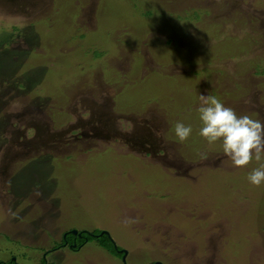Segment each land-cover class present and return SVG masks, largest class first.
<instances>
[{
    "label": "rangeland",
    "instance_id": "rangeland-1",
    "mask_svg": "<svg viewBox=\"0 0 264 264\" xmlns=\"http://www.w3.org/2000/svg\"><path fill=\"white\" fill-rule=\"evenodd\" d=\"M200 94L264 120V0H0V262L264 264V158L199 136Z\"/></svg>",
    "mask_w": 264,
    "mask_h": 264
},
{
    "label": "clouds",
    "instance_id": "clouds-1",
    "mask_svg": "<svg viewBox=\"0 0 264 264\" xmlns=\"http://www.w3.org/2000/svg\"><path fill=\"white\" fill-rule=\"evenodd\" d=\"M199 101L196 109L201 123L198 135L208 144L221 142L223 153L235 167H244L253 159L264 158V120L247 114L238 115L214 95L200 94ZM192 134L191 124L177 122L174 125V135L180 142L188 140ZM247 179L254 186L264 185V164L252 169Z\"/></svg>",
    "mask_w": 264,
    "mask_h": 264
},
{
    "label": "trees",
    "instance_id": "trees-1",
    "mask_svg": "<svg viewBox=\"0 0 264 264\" xmlns=\"http://www.w3.org/2000/svg\"><path fill=\"white\" fill-rule=\"evenodd\" d=\"M104 231L102 230H96L93 233L86 232V231H79L80 234H82L85 238H87L88 241L96 240L100 246H102L104 249L108 250L110 253H112L114 256L121 257L122 254H120L119 250L120 248H115V243H113L106 234H103ZM71 232H67V236L71 235ZM73 235V234H72ZM83 238V239H85ZM75 239V236H74ZM100 240H103V243H100ZM84 242V240H82ZM65 242V240H64ZM69 244H72L69 242ZM13 263V262H12ZM16 263V262H14ZM2 264V262H0ZM42 264H48L47 260L43 259Z\"/></svg>",
    "mask_w": 264,
    "mask_h": 264
},
{
    "label": "flooded vegetation",
    "instance_id": "flooded-vegetation-1",
    "mask_svg": "<svg viewBox=\"0 0 264 264\" xmlns=\"http://www.w3.org/2000/svg\"><path fill=\"white\" fill-rule=\"evenodd\" d=\"M66 237H67V235L63 237L64 240H65L64 244H65V245H68L69 247H75V245H76V249H79L80 246H82L84 242H87V241H88L87 238H85L83 235H82V236H78V235H77V236H75V243H74V244H69V242L66 241ZM83 238H85V239H83ZM79 239L84 240V242L81 243V244L78 243L77 240H79ZM61 246H62V245H61ZM117 247H118V246H117ZM119 252H121V249L119 250ZM123 257H124V255L122 254V258H123ZM123 260H124V258H123ZM160 264H162V263H160Z\"/></svg>",
    "mask_w": 264,
    "mask_h": 264
},
{
    "label": "water",
    "instance_id": "water-1",
    "mask_svg": "<svg viewBox=\"0 0 264 264\" xmlns=\"http://www.w3.org/2000/svg\"><path fill=\"white\" fill-rule=\"evenodd\" d=\"M73 235H75V236H82V234H80L77 230H73L72 232H71ZM103 234H106L107 236L108 235H110L107 231H104L103 232ZM115 246H117V245H115ZM75 247H76V245H75ZM123 254H124V260L126 259V255H127V252L125 251V250H122L121 251ZM156 264H160V263H156Z\"/></svg>",
    "mask_w": 264,
    "mask_h": 264
}]
</instances>
